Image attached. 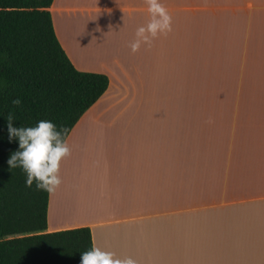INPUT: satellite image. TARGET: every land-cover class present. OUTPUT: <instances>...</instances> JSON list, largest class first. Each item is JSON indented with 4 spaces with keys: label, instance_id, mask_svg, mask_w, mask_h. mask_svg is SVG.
<instances>
[{
    "label": "crops",
    "instance_id": "0c3cea01",
    "mask_svg": "<svg viewBox=\"0 0 264 264\" xmlns=\"http://www.w3.org/2000/svg\"><path fill=\"white\" fill-rule=\"evenodd\" d=\"M162 2L178 47L134 53L146 0H53L63 51L109 87L67 137L46 232L88 227L93 246L137 264H264V0ZM111 108L132 111L131 145H91ZM157 117L168 145H154Z\"/></svg>",
    "mask_w": 264,
    "mask_h": 264
},
{
    "label": "trees",
    "instance_id": "16d2710c",
    "mask_svg": "<svg viewBox=\"0 0 264 264\" xmlns=\"http://www.w3.org/2000/svg\"><path fill=\"white\" fill-rule=\"evenodd\" d=\"M53 0H0V264H81L92 246L88 227L48 233L49 193L25 186L26 175L9 169L18 141L14 127L50 120L71 133L105 94L106 75L75 69L56 37ZM22 104L14 108L12 100Z\"/></svg>",
    "mask_w": 264,
    "mask_h": 264
},
{
    "label": "clouds",
    "instance_id": "9594fccd",
    "mask_svg": "<svg viewBox=\"0 0 264 264\" xmlns=\"http://www.w3.org/2000/svg\"><path fill=\"white\" fill-rule=\"evenodd\" d=\"M149 20L139 26L135 39L130 43L132 52L172 31V16L162 0H146ZM20 98L12 100L14 108L20 107ZM9 142L18 141V150L7 161L9 169L20 168L26 175L25 186L48 193L55 192L62 184V162L71 155L67 141L68 129L50 120H39L34 126L14 127L15 116L9 112L6 118ZM81 264H137L131 257H119L116 253L92 246L81 255Z\"/></svg>",
    "mask_w": 264,
    "mask_h": 264
},
{
    "label": "rangeland",
    "instance_id": "374dc122",
    "mask_svg": "<svg viewBox=\"0 0 264 264\" xmlns=\"http://www.w3.org/2000/svg\"><path fill=\"white\" fill-rule=\"evenodd\" d=\"M180 26H181L180 21L178 20L173 21L172 31L167 33V37L165 35H161L160 37H158V39L162 40L163 44H165L167 47H170V48L178 47V39H176V37L181 36L182 31H180ZM174 76L184 78L185 74L184 73L179 74V72H174ZM213 77L216 78L214 74H213ZM122 104L124 105V103ZM138 104L140 103L138 102L134 103L135 108L137 107ZM141 105L145 107L143 108L142 111L146 110V104L141 103ZM170 105H171V111L173 113L175 102L173 101L172 103H170ZM157 109H158V106H157ZM160 110H163V108H161ZM108 111L109 112L106 115V117H108L110 114H114L113 117H110L112 119L111 125L109 124L110 127H98V130L96 128L97 126H94L93 134L95 136V139L91 145H131L132 134H130V132L125 133L124 129L130 128L133 124L132 111L130 109H125V111L122 112L121 110L118 111L117 108H111V109H108ZM170 117L171 119L169 121L171 122L172 127H174L175 116L174 114H171ZM140 118H142L141 125L143 126L144 124L147 128V125L149 124L148 119H147V114ZM106 119H109V118H106ZM177 119H179L180 125L185 127V123H186L185 115L183 114L181 115V117H177ZM212 119L213 118L211 116L208 119L209 126H212L214 124ZM154 129H155V133H154L155 144L153 142L143 143L144 142V131L141 129L140 131L141 132V143H139V145H153V144L163 145L164 140L167 145L169 144L170 133L166 128H164V125H162L158 117L155 118ZM177 135H178V132H177ZM115 137H119V138L115 139ZM174 141L175 139H174V129H173L172 130V143L173 144H174Z\"/></svg>",
    "mask_w": 264,
    "mask_h": 264
}]
</instances>
